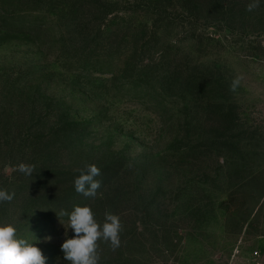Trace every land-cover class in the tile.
I'll return each instance as SVG.
<instances>
[{"label":"rangeland","instance_id":"obj_1","mask_svg":"<svg viewBox=\"0 0 264 264\" xmlns=\"http://www.w3.org/2000/svg\"><path fill=\"white\" fill-rule=\"evenodd\" d=\"M53 1L0 0V188L15 193L0 220L47 264H69L65 213L85 204L122 225L99 264H264V3L57 0L54 15ZM59 106L48 154L15 153L42 133L30 115L53 122ZM89 164L110 167L95 197L74 183L60 209L27 196Z\"/></svg>","mask_w":264,"mask_h":264},{"label":"clouds","instance_id":"obj_2","mask_svg":"<svg viewBox=\"0 0 264 264\" xmlns=\"http://www.w3.org/2000/svg\"><path fill=\"white\" fill-rule=\"evenodd\" d=\"M261 3L264 0H254L247 5V11H253ZM238 85V79L233 81V88ZM34 168V165L23 162L17 165V170L26 176H31ZM100 175L101 170L96 165H87L74 179L75 191L85 197H95L101 187V181L96 179ZM14 196V192L0 188V202H10ZM65 214L68 216L67 230L70 228L73 235L68 237L65 230L66 238L60 249L69 264H99L98 240L108 241L114 248L119 246L122 225L118 215L106 212L103 223H100L87 204L74 206L70 213ZM38 243L37 238L20 236L14 224L0 222V264H47V257L37 246Z\"/></svg>","mask_w":264,"mask_h":264},{"label":"trees","instance_id":"obj_3","mask_svg":"<svg viewBox=\"0 0 264 264\" xmlns=\"http://www.w3.org/2000/svg\"><path fill=\"white\" fill-rule=\"evenodd\" d=\"M47 1L48 0H35V2H34V0H32V2L37 3V5L46 3ZM59 2L60 1L54 0L53 3L50 4V5H53L52 6L53 8H51L52 10L50 11V13H52L54 15H55V13H57V11L59 9L57 10L56 7L59 6L58 5ZM97 8L98 9L101 8V5H99L98 3H97ZM91 9L93 11V7ZM37 11H40V10H37ZM32 23H33V21H32ZM34 29H35V25H34V27H32V25H31V27H28V29L27 28L26 29H22V30L19 29V31L21 30L22 32L24 31L27 35L28 34L31 35V34H33L35 32ZM22 32H19V33L22 34ZM62 111L63 110L60 109V106L58 108H55V110H53V112L55 114L50 117V119H52L53 122L52 121L47 122L44 119H48V118H44V119H41V121H44V122L42 124H40V125L38 124L37 120L34 119L35 117H39V115L37 113L38 110H37V112L34 111L30 115V118L33 119V122H35L34 123V127L35 128H39V131H42V133L37 138H33V140H30L26 144L25 143H20L18 145V147L15 149V151H16L15 153H19L20 155L21 154L23 155V153H24L23 151L25 149H30L34 153L35 152H39L40 156L48 154L47 145L46 144H41L40 146H43V145H45V146L41 147V149L39 150V145L37 143H41L42 141L53 137V135L59 134L63 130L65 124L67 125L66 122H65V124H63L64 119L63 120H61V119L59 120V115L63 114ZM59 112H61V114H59ZM12 152H13V150H10L9 152H7V155H9V153H11V155H12ZM101 173H102L103 176H108L110 174V167L109 168H105L103 171L101 170ZM113 174H114V172H113ZM71 177L72 178H70V181H68L66 183V186L64 188L59 189L58 186H54V185L52 187H47L46 185L39 186L38 188L31 187L29 189L30 194H27V196H30L32 194L41 195L45 199L48 200L49 206H51L54 209H57V208L60 209V207H64L63 203H65L68 200V195H69V193L72 190L71 189V185L74 183L75 176L71 175ZM261 195H262V199H261V204H262L264 202V189L262 190ZM11 221H12V219L8 218V215H6V217L3 220L2 219L0 220V222H10V223H11Z\"/></svg>","mask_w":264,"mask_h":264}]
</instances>
